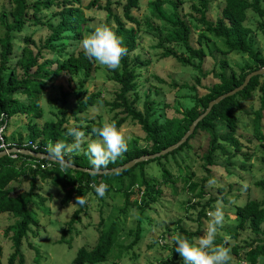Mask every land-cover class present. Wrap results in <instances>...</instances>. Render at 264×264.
<instances>
[{"label":"trees","instance_id":"16d2710c","mask_svg":"<svg viewBox=\"0 0 264 264\" xmlns=\"http://www.w3.org/2000/svg\"><path fill=\"white\" fill-rule=\"evenodd\" d=\"M110 1L105 0L102 6L105 10L102 25H107L122 39L123 46L127 48V55L122 57L120 68L117 70L107 69L111 73L109 79L118 85V89L113 100L106 104H109L113 110H117V114H121L114 121L116 126L127 119L140 126L144 133L145 144L136 146L134 142L127 143L128 150L114 163H110L107 169L117 167L140 155L157 152L176 142L187 130L192 120L204 111L210 100L241 84L248 72L264 66V55H261L259 50L253 47L252 31L243 24L246 20L247 11L253 12L259 17V20L256 21V29L264 38V8L261 6L260 0H222V5L214 19L206 16L211 0H148L149 16L144 19L146 24H151L150 27L156 29L151 22L153 19L165 25L163 27L165 33L155 44L162 49L161 56H176L181 63L189 62V57L196 58L198 61L196 64H192L193 67L199 76L207 75L201 71L202 50L194 49L189 45L191 22L194 19V23L197 22L201 25L197 34L198 37L203 36L204 33H209L220 40L222 53L237 52L245 54L247 57L244 65L239 66L236 71L233 70L229 74H226L223 67L226 64L225 60H220L221 70L213 73L217 81L207 86L204 93L191 95V106L183 111H177L178 116L164 118L163 121L151 118L152 102L144 101L142 111L133 107V104L138 100V95L134 91L138 77L137 69L148 63V60L141 59L137 54L129 56V53L137 45L138 30L142 24L131 13V10L138 5L137 0H123L122 3L116 0L114 4L120 6V14L111 10L112 1ZM184 2H188L189 8L195 12V15L188 13L183 16L179 13L180 6ZM79 3V0H9L8 16L10 18L6 19V14L1 11L0 21L3 22L4 31L0 37V113H5L7 118L4 129L6 140H9L7 138V123L11 116L25 115L30 120L41 115L38 97L42 92L45 79H51L52 75H57L60 71H64L68 75H75L82 71V81H85L94 69L92 60L85 56L83 50L66 51L61 42L64 38L80 39L82 36L85 19ZM166 4L169 11L164 8ZM99 5V0H90L86 6L90 8ZM51 7H55L52 13L57 16V22L45 24L50 32L44 41L37 44L30 38V35L25 34L20 37L21 42L15 46L13 40L15 35L20 33L28 22L44 24L40 21L38 13ZM188 17L193 19L190 18L191 20H189ZM95 28L88 27L87 30L91 33ZM64 32H70L71 35H65ZM169 44L184 46L189 57L178 56L171 48L167 47ZM14 47L20 48V52L12 58ZM50 53L53 54L52 57H50ZM17 70L20 72V76ZM194 82H199L198 76L194 78ZM16 93L24 95L27 101L18 99ZM129 93L132 94L131 99H128ZM254 93L259 98V106L252 113V129L257 137L262 139L260 126L264 114V73L250 77L242 89L213 104L207 114L196 123L193 132L177 148L161 156L136 162L127 168L109 170L93 177L87 171L70 168L66 165L62 166L58 162L37 160L19 153H16L14 158L9 155L0 156V213H9L14 218L13 223L4 230V233L7 234L10 228H14L9 237L12 250L7 255L5 264H24L20 243L29 228V224L35 223L31 206L34 204L33 197H39L34 191L36 177L49 178L52 185L59 186L63 190L60 199L63 203L70 200L75 203L77 196L83 195L85 197L89 193L95 194L94 189L90 188L89 185L92 183L99 184L101 181L108 185L106 194H109L112 199L115 197L122 198V205L116 209L117 216H100L95 228L97 236L94 243L90 247L79 246L71 259L72 264H94L103 262L112 256L114 259L112 264H116V260L121 256L123 250L132 247L140 237V213L136 216L135 225L132 227H124V217L128 210L133 207L138 212H142L145 207H148L159 197L160 187L171 180L170 173L164 167L167 158L172 157L174 159L175 154L184 149H190L189 141L197 135L206 137L207 148L201 155V159L205 163L202 164V169L206 177L200 179V182L191 181L192 173L189 172L188 166H184L185 172L182 173V179L187 184L185 189L197 199L203 198L204 182L211 178L207 165L213 163L212 155L215 150H220L228 160L236 153H240V144L233 136L236 129L234 112L240 110V101L248 99ZM66 95L67 92H61L58 98L62 105L58 109V116L55 120L44 121L40 127L31 124L25 140L18 134L12 142L20 148L26 141H30L36 144L35 151L45 153H47L46 146L49 142L64 141L71 143L72 138L66 135L67 127H69L64 108ZM97 96L98 92L85 94L83 99L77 101L71 114L76 116L77 113L86 112L87 108L93 105L94 98ZM51 101L55 102L56 99H51ZM220 122L224 123L227 130H218ZM76 126H79L90 140H95L97 137L91 129L101 127L102 124L98 119H89L82 120V123H78ZM222 142L231 146L232 150L227 149ZM261 145L264 149V144ZM24 147L32 150L29 145ZM83 147L86 149V145ZM65 160L77 166L91 167L84 152L67 154ZM36 161L43 164L48 162L49 164L40 168ZM35 163L36 165L32 167L31 164ZM148 163H155L159 167L160 179L147 176L145 165ZM176 169L181 173L177 162ZM20 177H24L25 182H28L27 188L22 187V184L21 187L14 188V185L11 184L20 182ZM257 184L264 189L262 181ZM217 191H221V188H218ZM135 193L138 198L130 199V196ZM214 200V197H209L200 205L197 211L198 218L205 217L206 206L207 209H211ZM263 204V201L250 199L245 200L242 204H234L235 226L243 228L246 225L249 231L255 235L254 238L245 242V251L240 257L245 264H264V260L258 261L257 259L264 257V228H261V224L264 222ZM85 207L86 204L82 207L77 205V208L72 211L69 219L65 222V228L61 231V240L66 234L77 231L75 225L80 222L79 214ZM181 231L182 235L189 239L197 233L182 228ZM225 232L232 237L236 233L231 230ZM128 237H131V240L124 243V239ZM215 242L228 247L227 242L223 241L221 236H217ZM170 250L174 258L177 253L174 251L173 244ZM232 251L238 252L236 247H233ZM1 257L2 247L0 245V264H3ZM161 263L170 264L166 260L159 261V264Z\"/></svg>","mask_w":264,"mask_h":264},{"label":"rangeland","instance_id":"374dc122","mask_svg":"<svg viewBox=\"0 0 264 264\" xmlns=\"http://www.w3.org/2000/svg\"><path fill=\"white\" fill-rule=\"evenodd\" d=\"M90 0H79V6L82 10L85 19L84 29L80 39L64 38L61 42L66 51L82 50L79 47V41L85 34H89L88 27L101 26L105 18V10L102 8L105 0H99V6L88 8L86 5ZM112 1V2H111ZM110 8L113 12L120 14V6L115 5L116 0H111ZM123 2V0H117ZM148 0H137V7L131 10V13L141 21L138 30L137 45L134 50L129 53V56L139 55L141 59L148 60V63L137 69L138 77L136 78L135 93L138 95V100L133 104L136 110L142 111V103L144 101L152 102L150 109V117L163 121L164 118L178 116L177 111H183L192 104L191 95H198L205 92V89L210 84L217 81L213 73L221 70L220 60H225L223 66L226 74L231 71H236L237 68L247 61L245 54L237 52L222 53V48L219 39L214 38L209 33H204L198 37L197 34L201 28L197 22H191L192 28L189 35V45L194 49H201L203 60L201 71L207 75L199 76L192 64L197 63L196 58L189 57L184 46L179 44H169L178 56L183 58L189 57V62L181 63L176 56H161L162 49L155 46L160 37L165 33L164 24L160 21L151 19V24H146L144 19L149 16L147 8ZM261 6L264 8V0H260ZM222 5V0H211L206 16L214 19ZM55 7L44 9L38 13L42 23L35 24L28 22L23 30L15 35L14 45L21 42L20 37L25 34L30 35L37 44L44 41L50 30L45 25L47 22L55 24L57 16L54 15ZM165 10L169 11L168 5H164ZM10 9L9 0H0V16L1 11L8 16ZM179 13L185 16L188 13L195 15L189 8L188 2L181 4ZM186 18V17H185ZM189 17L188 19L191 20ZM259 17L251 11H247L246 20L243 24L249 27L252 31L253 47L259 50L261 55H264V38L256 29V21ZM195 21V20H194ZM0 21V37L3 35V25ZM129 25V24H127ZM67 35L70 32H64ZM67 37V36H66ZM20 52V48L14 47L12 58ZM50 53V57H52ZM48 56V54H47ZM12 62V61H11ZM92 70L88 78L82 81V71L75 75H68L64 71H60L57 75H52L51 79H45L42 92L38 97V106L41 115L36 118L28 119L25 115L11 116L7 123V138L14 140L20 134L25 140L28 136L30 125L35 124L40 127L44 121L55 120L58 116V109L62 103L59 96L61 92H67L64 99V108L68 126H73L82 123V120H99L103 125L104 122H114L121 114H117V110H113L109 104L112 101L118 85L109 79L110 72L106 67L92 60ZM18 75L20 72L17 70ZM199 77V82L195 83L194 78ZM98 92V96L94 98L93 105L87 108L86 112L77 113L76 116L71 114V111L78 100L83 99L85 94ZM132 93V92H131ZM129 93L131 99L132 94ZM18 99L26 102L27 99L21 93H16ZM51 99H56L52 102ZM240 110H235L236 129L233 134L240 144V153H236L228 160L226 155L220 150H215L212 155L213 163L207 165L209 174L215 183L209 184V180L203 185V198L197 199L188 190L187 184L182 179L184 174V166H188V170L192 173L191 181H199L206 177L202 164H205L201 155L207 148V139L205 136L197 135L190 139L191 148L183 150L175 154V158L168 157L165 168L171 175V180L164 183L161 188V193L155 202L145 207L142 212H138L136 208H131L124 217V227H132L135 225V218L140 213L139 239L127 250H123L121 256L116 260V264H159V261L166 260L170 264H183L182 257L177 253L173 258L171 252L170 237L174 233L182 234L181 228L186 231L194 232L190 240L199 237L203 234L206 221L209 219L207 212L214 210V205L217 201L223 202V210L225 219L223 227L219 229L217 236H221L223 241L227 242V246L231 248L233 260L230 264H245L240 258L245 251V242L254 238L245 225L243 228L235 226L234 219V204H242L245 200L263 201L264 189L257 183H264V149L261 144H264V114L260 126L259 139L252 129V113L259 106V98L254 93L246 100L240 101ZM127 143L134 142L136 146H143L144 133L140 126L129 119L116 126ZM219 131L227 130L223 122L219 123ZM88 140L87 135H85ZM69 137V136H68ZM97 139V138H96ZM226 145V143L222 142ZM86 145V144H85ZM226 148L232 150L228 144ZM75 153V152H74ZM75 154H81L75 153ZM245 154V156H243ZM37 159V158H35ZM176 162L179 165L181 173L176 169ZM145 170L148 177L160 179V170L155 163L145 165ZM14 188H27L28 182H25L24 177H20V182L11 183ZM34 191L39 197H33L32 210L34 224H29L25 236L20 243V249L23 255L24 264H72L71 259L74 256L76 249L85 245L90 247L97 236L96 225L100 216H117L116 209L122 205V198L115 197L112 199L109 194H105L103 198L96 194H88L85 196L87 203L85 209L79 214L80 222L75 225L77 231L66 234L61 240V231L65 228V222L69 219L72 211L77 206H72L75 203L70 200L67 203L60 201L63 190L59 186H54L50 183L49 178L36 177ZM221 188V191H217ZM214 197L212 208H205V217L198 218L197 211L200 205L207 198ZM42 198V199H41ZM138 198L133 194L130 199ZM223 198V199H222ZM198 202V203H196ZM264 205V204H263ZM120 217H122L120 215ZM14 218L9 213H0V245L2 247L1 260L3 264L6 262L7 255L11 252L10 235L14 228H10L7 234L4 233L6 227L12 224ZM264 228V222L261 224ZM235 231V236L227 234L225 231ZM131 240V237L124 239V243ZM236 247L238 252L232 251ZM112 256L108 257L103 262L94 264H112ZM165 264V263H161Z\"/></svg>","mask_w":264,"mask_h":264},{"label":"clouds","instance_id":"9594fccd","mask_svg":"<svg viewBox=\"0 0 264 264\" xmlns=\"http://www.w3.org/2000/svg\"><path fill=\"white\" fill-rule=\"evenodd\" d=\"M78 43L85 56L109 70L120 68L122 57L127 55V48L123 46L122 39L107 25L97 26L93 32L85 34ZM91 131L97 139L88 140L79 126L67 127L66 135L72 138V142H49L46 146L48 157L63 166L67 154L84 152L91 165L88 174L93 177L102 174L110 163H114L128 150V145L115 122H104L101 127H93ZM85 144L86 149L83 147ZM213 183L214 180H209L210 185ZM89 187L101 198L108 189V185L103 181L99 184L92 183ZM86 203L83 195L77 196L72 206L82 207ZM223 208V202L217 201L214 210L207 212L209 219L206 221L203 234L199 237L190 240L180 233H174L170 237L174 251L182 257L183 264H230L233 260L231 248L215 242L225 219ZM257 259L262 261L264 257Z\"/></svg>","mask_w":264,"mask_h":264},{"label":"water","instance_id":"95a60500","mask_svg":"<svg viewBox=\"0 0 264 264\" xmlns=\"http://www.w3.org/2000/svg\"><path fill=\"white\" fill-rule=\"evenodd\" d=\"M263 73H264V66L248 72L244 76V79H243V81H242L241 84H239L238 86L232 88L231 90H229V91H227L225 93H222V94L216 96L214 99L210 100L208 102L206 108L204 109V111L201 114H199L195 119L192 120V122L188 125L187 130L182 134V136L176 142H174V143L166 146L165 148H163V149H161V150H159L157 152H154V153H151V154L140 155L138 157H135V158H132V159L128 160L127 162H125V163H123V164H121V165H119L117 167H114L112 169H107V170H105L103 172H107L109 170H119V169H122V168H127V167L132 166L136 162L145 161V160H148V159H151V158H154V157L161 156V155H163L165 153H168V152L172 151L173 149L177 148L193 132V129H194V126L196 125V123L204 115L207 114V112L210 110V108H211V106L213 104L217 103L222 98H224L226 96H229V95H232L235 92H237L240 89H242L243 86H245L247 84V82L250 79V77H252L254 75H257V74H263ZM8 153H19V154H23V155L30 156L32 158L44 159V160H47V161L56 162V161L51 160V158H49L48 157V154L45 153V152L33 151V150H31L29 148H25V147H20V148H18V147H11V148H7L6 150H0V156H4V155H6ZM64 165H66V166H68L70 168H74V169H78V170H82V171H87V172H88V169H89V168H85V167H81V166L74 165L72 163H69L66 160H65V164Z\"/></svg>","mask_w":264,"mask_h":264},{"label":"built area","instance_id":"2783aa9c","mask_svg":"<svg viewBox=\"0 0 264 264\" xmlns=\"http://www.w3.org/2000/svg\"><path fill=\"white\" fill-rule=\"evenodd\" d=\"M6 122H7L6 114L0 113V150H6L7 148H11V147H18L14 144V142H12V140H6L4 137L5 136L4 129H5ZM25 145H29L33 151H35L34 149L37 147L35 143H32L30 141H26L22 145V147H24ZM41 148L43 149V146H41ZM6 155H9L10 157L14 158L16 156V153H8ZM36 162L40 168H43L45 165L49 164L48 162H46L45 164L40 163L38 161ZM35 165L36 163L31 164L32 167H34Z\"/></svg>","mask_w":264,"mask_h":264}]
</instances>
